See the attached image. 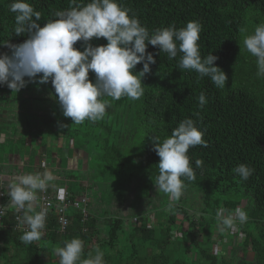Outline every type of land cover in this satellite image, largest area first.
I'll return each mask as SVG.
<instances>
[{
	"label": "trees",
	"instance_id": "16d2710c",
	"mask_svg": "<svg viewBox=\"0 0 264 264\" xmlns=\"http://www.w3.org/2000/svg\"><path fill=\"white\" fill-rule=\"evenodd\" d=\"M11 2L0 0V52L9 54L8 45L27 39V33L18 36L13 31L15 14L9 10ZM29 2L41 12L42 18L38 22L41 27L47 19L54 18L55 11L71 6L70 0ZM77 2L86 4L89 0ZM119 2L131 9L130 14L134 13L150 34L158 28L172 24L181 28L190 20H199L202 24L198 41L201 54L206 56L211 52L218 57L214 64L228 77L225 89H217L208 78L198 80L194 71L179 69V53L176 58L169 59L166 53L151 45L146 51L153 54L156 63L150 65V72L142 78L145 86L143 96L138 100L103 97L110 106L104 118L95 122L73 123L71 118L63 116L50 81L45 84L28 82L20 90L47 85L54 99L50 126L45 132L39 131L35 141L29 143L34 147L30 152L32 160L43 158L49 163L57 162V158L62 164V167L51 170L57 179L47 190L54 200L59 195L58 188H65L71 199L80 191L85 192L78 183L79 176L71 173L66 164L68 156L75 153L79 156L78 151L86 153L92 175L95 172L103 175L122 172L126 174V181L131 173L135 176L139 172L149 183L155 184L159 157L153 149L152 138L159 137L162 141L170 136L180 121L191 118L197 122L198 128L204 130L203 139L207 146L197 145L189 149L188 156L196 179L185 180V183L199 186L203 207L196 215L180 201L168 206L160 231L154 233L149 225L128 229L121 218L98 212L89 202L85 207V219H82L80 210L68 209L69 224L65 232H60L56 207L51 206L42 238L25 244L20 239L25 231L13 229L15 207L9 200L0 220V264H60L57 249L64 247L72 238H80L84 243L78 264H83L89 253L94 256L97 246L104 253V264H264V78L257 77L256 58L243 45L244 36L251 34L258 23L264 22V0ZM242 28L247 32L242 33ZM91 43L97 46L105 45L107 41L101 37L93 38ZM74 48L83 50V42H76ZM142 67L138 64L134 72H139ZM89 79L95 80L91 71ZM4 89L10 88L6 84L0 86V90ZM201 91L208 100L203 108L198 106ZM115 124H119V128L115 129ZM119 131H135L141 146L138 147L139 142L129 143L121 138ZM49 137L54 142L62 138L71 143L66 157H63L64 149L46 146ZM82 159H77L78 165ZM198 160L202 161L199 167L196 166ZM241 163L254 169L247 181H241L233 172ZM43 171L39 166L35 172ZM87 178L90 180L91 176ZM38 205L37 202L33 204L37 212ZM237 206L248 212L249 219L232 230L234 239L227 252L235 256L225 257L227 252L219 254L216 246L212 249L210 244L200 245L196 241V232L201 234L203 228L195 227V224L210 220L205 214L209 209L215 215L221 207L233 210ZM178 214H181L179 223ZM229 231L224 230V233ZM173 232L178 233L174 238ZM224 233L220 234L221 241ZM238 233L243 234L240 243L236 240ZM237 248L240 249L238 253ZM189 252L194 258L187 256ZM248 252L252 254L248 255Z\"/></svg>",
	"mask_w": 264,
	"mask_h": 264
},
{
	"label": "clouds",
	"instance_id": "9594fccd",
	"mask_svg": "<svg viewBox=\"0 0 264 264\" xmlns=\"http://www.w3.org/2000/svg\"><path fill=\"white\" fill-rule=\"evenodd\" d=\"M70 5L66 10L55 11L54 18L47 19L41 27L38 23L41 12L35 10L29 0H12L9 10L15 14L13 31L18 36L27 33V39L8 45L10 54L0 52V86L6 84L19 91L28 82L45 84L50 81L64 117L71 118L75 124L85 120L95 122L104 118L110 106L103 97L138 100L143 96L142 78L150 72V65L156 63L153 54L146 51L151 45L166 53L169 59L176 58L179 53V69L194 71L198 80L208 78L217 89H225L228 77L214 64L218 57L211 52L206 56L201 54L198 41L202 24L199 20H190L181 28L172 24L150 34L138 17L130 14L131 9L119 0H89L86 4L70 0ZM240 31L246 33L247 29ZM101 37L107 43L93 46L91 40ZM78 41L83 42V50L74 48ZM243 45L256 58L257 77L264 78V22L244 36ZM138 64L143 67L134 72ZM90 71L95 74L94 81L89 79ZM207 102L206 94L201 91L198 106L203 108ZM204 134L196 121L185 118L162 141L159 137L152 138L153 149L159 157L155 186L168 194L169 207L184 194L185 180L196 179L188 151L197 145L207 146ZM201 164L202 161H196L197 167ZM233 172L241 181H247L254 169L241 163ZM56 179L45 167L43 172L21 175L15 183L7 185L11 204L18 212H24L21 223L26 224L28 230L20 239L25 244L42 238L47 210L37 212L33 204L38 190L46 191ZM58 192L63 198L64 189L58 188ZM215 218L221 230H236L249 216L244 208L237 206L233 210L219 208ZM83 251V241L72 238L57 249L56 254L60 264H78ZM103 256L97 246L95 255L89 253L83 264H104Z\"/></svg>",
	"mask_w": 264,
	"mask_h": 264
},
{
	"label": "rangeland",
	"instance_id": "374dc122",
	"mask_svg": "<svg viewBox=\"0 0 264 264\" xmlns=\"http://www.w3.org/2000/svg\"><path fill=\"white\" fill-rule=\"evenodd\" d=\"M53 100V93L47 85L35 87L32 90L14 92L10 89L0 90V132L3 131L2 134L4 135V137L0 136L1 148L11 152L22 151V149H25L23 144L34 142V138L39 131L45 132L50 126L54 114ZM121 120L120 118L119 121ZM114 126L116 129L120 125L115 124ZM118 133H121L120 137L129 141V143L140 141L135 137V131H119ZM63 141L65 142V140L59 138L56 145L63 147ZM69 143L68 141L64 146L63 157H66ZM126 145L125 142L124 148ZM140 146L141 143L139 142L138 147ZM78 153L83 158L81 165H78L75 169L71 168L69 171L79 176L80 188L87 193L88 204L92 208L98 212L107 213L109 216L121 218L128 229L149 225L153 228L154 233L160 231L169 209L168 194L158 190L154 183H149L139 172L135 176L131 173L126 181L124 180L126 174L122 172L105 175L102 172H95L92 175L91 170H89V162L87 163L86 157L84 158L85 152L78 151ZM88 175L91 176L90 180L87 178ZM179 201L189 208L191 213L199 215V210L203 207V198L199 186L187 184ZM205 214L210 220L195 224V227L201 226L203 228L201 234L196 232V241L200 245L210 244L212 249L216 246L218 253L224 254L230 247L231 240L234 239L233 232L230 230L224 233V230L218 227V222L215 215L212 214V210L209 209ZM180 221L181 214H178L177 222ZM182 229L185 230L183 225ZM223 233L224 236L221 241L220 234ZM176 235L178 233L173 232V238ZM242 238L243 234L238 233L237 242L240 243ZM224 246L226 247L225 251H223ZM239 250L237 248L236 253ZM226 254L225 257L235 256L229 251ZM187 256L191 259L194 258V255L190 252Z\"/></svg>",
	"mask_w": 264,
	"mask_h": 264
},
{
	"label": "crops",
	"instance_id": "0c3cea01",
	"mask_svg": "<svg viewBox=\"0 0 264 264\" xmlns=\"http://www.w3.org/2000/svg\"><path fill=\"white\" fill-rule=\"evenodd\" d=\"M0 136L4 137L3 134ZM37 138H38L37 140H40L39 137H37ZM51 140L52 139L50 137L47 138V140H46V146L47 147H49V148L50 147H58V148H60V150L63 151V149L65 148L64 146H65L66 142L63 141L64 145H63V147H61V145L60 146L56 145V143L58 141L54 142L52 140L53 141L52 142ZM29 143L30 142H26V144H23L25 149H22V151H19V152H11L10 150H4L0 146V185H3V187H7V185L14 183L15 181H17V178L21 175L35 172L37 167H39V166L43 170H45V167L47 166V169L53 170V171L56 168L62 167V164L58 162L57 158L55 160L57 162H49V163L43 158H40V159L35 158L34 160H32L33 156L30 155V152L33 150L34 147L32 144H29ZM35 143L37 144L38 142L36 141ZM42 143L43 142H41V144ZM70 145L71 144L69 143L68 147ZM62 151H60V153ZM85 157H86V153H85L84 158ZM80 158L76 153L73 154L72 156H68L67 161H66L67 167L69 169H71V168L75 169L79 164L77 159H80ZM4 190L8 191V189H4ZM46 191L48 193V190H46ZM39 193H40V191L38 190L37 194H39ZM68 194H69V192H68ZM69 196H70V194H69Z\"/></svg>",
	"mask_w": 264,
	"mask_h": 264
},
{
	"label": "built area",
	"instance_id": "2783aa9c",
	"mask_svg": "<svg viewBox=\"0 0 264 264\" xmlns=\"http://www.w3.org/2000/svg\"><path fill=\"white\" fill-rule=\"evenodd\" d=\"M64 189V195L63 198H60V194L58 197L54 200L51 195L47 193V191H40L39 194H37V202L38 205V211L41 209H46L48 212V209L51 206L56 207L57 211V222L59 226L60 232H65L66 227L69 224V217L67 215L68 209H78L82 213V219L86 218V204L88 203V196L85 192H80L77 197L69 198L68 191L66 192V189ZM10 200L9 195H7V191L0 188V220L5 214V204ZM34 202V203H35ZM24 212L20 211L18 212L15 208V215H14V223H13V229L19 230V231H27L28 226L24 223H21V220L23 218ZM43 231V235H44ZM241 234V233H240ZM42 235V236H43Z\"/></svg>",
	"mask_w": 264,
	"mask_h": 264
},
{
	"label": "water",
	"instance_id": "95a60500",
	"mask_svg": "<svg viewBox=\"0 0 264 264\" xmlns=\"http://www.w3.org/2000/svg\"><path fill=\"white\" fill-rule=\"evenodd\" d=\"M251 252H248V255L250 254ZM252 254V253H251ZM249 259H251V258H249Z\"/></svg>",
	"mask_w": 264,
	"mask_h": 264
}]
</instances>
